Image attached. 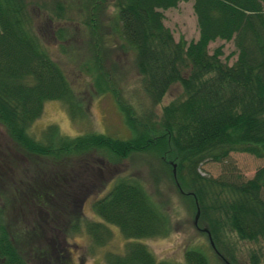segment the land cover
<instances>
[{
    "label": "trees",
    "instance_id": "1",
    "mask_svg": "<svg viewBox=\"0 0 264 264\" xmlns=\"http://www.w3.org/2000/svg\"><path fill=\"white\" fill-rule=\"evenodd\" d=\"M179 1L186 0H81L88 40L68 51L75 55L80 50L79 70L97 91L112 95L129 136L85 132L69 137L48 124L36 139L26 128L45 100L61 101L71 118L85 115L84 103L47 50L51 12L41 4L44 16L39 18L31 0H0V123L19 152L49 160L43 164L46 170L28 163L0 192V264H69L64 231L83 229L101 245L111 234L108 223L127 239L121 252L104 251L101 264H235L237 241L253 242L259 249L264 241V0H190L197 35L187 41L174 40L162 22L161 10ZM107 6L112 17L105 23ZM51 35L66 52L63 43L72 38L68 29L55 27ZM215 39L231 41L233 48L223 59L221 44L207 49ZM115 52L130 55L146 106L136 108L120 94L123 74L110 59ZM173 83L181 95L160 104ZM157 104L158 114L153 111ZM89 150L155 159L146 163L155 183L149 181L148 190L143 178L117 177L91 201L101 221L84 219L76 203L83 190L70 199L83 178L73 166L72 181L68 169L73 161L66 159ZM232 151L261 157L263 163L247 178L232 170L217 176L198 171L201 162H220ZM160 174L174 177L182 198L197 207L195 224L212 242L199 229L213 261L190 246L182 249V263L156 258L142 242L129 239L163 236L169 230L168 199L156 190ZM14 203L22 204L17 210L27 215L17 228L5 218ZM25 244L27 256L19 248ZM256 254L249 250L251 264H257Z\"/></svg>",
    "mask_w": 264,
    "mask_h": 264
},
{
    "label": "rangeland",
    "instance_id": "2",
    "mask_svg": "<svg viewBox=\"0 0 264 264\" xmlns=\"http://www.w3.org/2000/svg\"><path fill=\"white\" fill-rule=\"evenodd\" d=\"M34 14L39 13V18L44 16L41 4L44 10L53 19L52 23L47 21L48 33L44 36V41L48 44V52L51 57L58 63L65 74L72 90L79 100L84 103L82 116H73L71 118L61 101L56 99H48L42 103L40 114L33 119L26 128V132L32 137L39 139L41 130L48 124H54L62 135L74 136L78 133L85 132H102L113 137L126 138L129 131L123 123L120 111H118L112 95L108 91H97L89 77L79 70V61L82 53L72 55L68 51V47H82L88 40V28L85 24L86 6L81 0H31ZM264 8V3H263ZM30 11V10H29ZM58 14H57V13ZM163 24L168 27L174 40L181 37L185 41L194 39L197 35L194 14L190 7V0L179 1L175 7H169L161 10ZM31 13V11H30ZM104 22L108 23V19L112 17V8L107 6L103 10ZM61 27L68 29L72 38L63 43L66 52L60 49L58 41L52 38L53 28ZM51 30V33H50ZM50 34V35H49ZM112 35H107L111 39ZM116 41V40H115ZM222 45L221 59L231 51V41H222L215 39L210 41L207 49L210 52L215 45ZM129 54L112 53L110 59L114 60L122 72V81L118 88L122 97L136 108L143 107L148 104L146 97L137 85V77L133 67L131 66ZM234 58L232 55L227 59V63ZM181 95V89L177 83H173L164 93L160 100V104L165 103L173 97ZM159 104L153 106L154 113L158 114ZM22 154V156L19 155ZM83 155V154H82ZM70 155L68 160L73 161L68 169L69 176L72 181L74 174L73 166L76 172L80 173L83 180H79L76 184H81V188H76L71 200L83 190V196L76 199L79 211L84 219L101 221L91 209V201L100 197L120 176H136L143 178L146 188L149 190L150 182H153V170H148L146 163L152 158L143 155H132L128 157L118 158L109 153H103L100 150H89L83 156ZM44 168V163H49L46 158H38L28 153H21L17 146L7 136L3 125L0 123V192L6 185L9 178L21 172L23 168L30 163ZM26 163V164H25ZM84 163L85 165H83ZM263 163V158L254 157L244 152H229L228 157L220 162L205 160L199 164L198 171L201 174L209 176H217L230 170L241 178L249 177L254 169ZM167 171V167H166ZM148 172V174H147ZM86 174V175H85ZM147 176V177H146ZM79 177V176H77ZM174 178V177H173ZM171 179L166 175H159L157 179V194L164 199H168L170 227L168 232L163 236H149L135 239L142 242L149 248L156 258H167L170 261L182 263V249L184 247H196L201 249L210 261H213L212 253L207 246V241L200 231H197L192 224V216L194 214V206L189 198H182L180 192L176 189L175 179ZM150 181V182H149ZM155 183V182H153ZM82 194V193H81ZM186 197V196H185ZM9 201V200H8ZM20 203H14L12 207L6 209V223L11 228H17V224L24 225L26 214H22L17 210ZM111 231L110 237L101 245H95L88 233L83 229L66 230L62 235L63 246L65 248L66 258L69 264H101L102 254L106 250L114 252L122 251V244L125 239L113 224H106ZM24 256L28 255L27 245L19 247ZM253 249L257 252V264H264V241L259 245V249L255 250V243L247 241H237L235 245L234 255L235 264H251L249 250ZM68 264V263H67Z\"/></svg>",
    "mask_w": 264,
    "mask_h": 264
},
{
    "label": "water",
    "instance_id": "3",
    "mask_svg": "<svg viewBox=\"0 0 264 264\" xmlns=\"http://www.w3.org/2000/svg\"><path fill=\"white\" fill-rule=\"evenodd\" d=\"M172 173H173V169H172ZM196 216H197V207H195V211H194V214L192 216V223L193 224H195ZM199 229L206 233V230L204 228H199ZM206 236H207V240H208L209 245L212 246V242H211L210 238L208 237L207 233H206ZM226 264H229V263L226 262Z\"/></svg>",
    "mask_w": 264,
    "mask_h": 264
}]
</instances>
